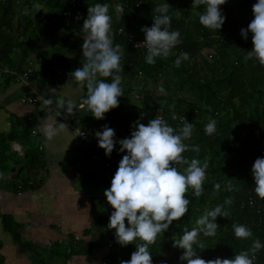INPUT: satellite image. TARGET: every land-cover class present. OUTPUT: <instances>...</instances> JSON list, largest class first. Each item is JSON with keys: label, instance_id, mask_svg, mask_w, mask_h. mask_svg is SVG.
<instances>
[{"label": "trees", "instance_id": "16d2710c", "mask_svg": "<svg viewBox=\"0 0 264 264\" xmlns=\"http://www.w3.org/2000/svg\"><path fill=\"white\" fill-rule=\"evenodd\" d=\"M84 1L87 6L80 7L70 17L63 15L69 0H7L0 3L2 63L9 67L14 65V54L29 34L36 37L33 40L35 43H40V34H46V37L50 36L56 53V61L48 67L49 73L55 74L58 61L71 65L72 60L78 64L75 62L74 69L82 67L83 38L75 26H83L89 6L108 3L114 45L124 47L121 58L124 72L120 85L123 96L118 98L119 107L106 113L103 120L95 119L86 108L84 122L90 131L89 156L92 158L97 154L112 161L115 174L122 156L127 153H121L117 143L115 147L118 151L113 150L110 156H106L104 150L98 147L96 128L107 124L115 130V139L130 138L134 130L131 125L135 121L147 124L162 108L167 113L165 121L174 129L178 130L182 124L169 118L171 111L186 117L187 122L193 124L192 136L184 143L198 145L200 150L186 151L183 156L189 161L198 159L201 164L207 162L209 165L203 194L195 197L189 188L185 197L191 201L187 214L181 220L173 221L168 230L149 245L152 264H187L179 260L183 250L173 246L174 239H180L185 230L197 228L196 221L205 209H214L229 197L233 203L224 205L229 217H217L215 222L220 227L215 236L199 235V240L207 248L198 250V255L205 260H212L215 255L231 259L235 254L248 250L254 239L258 238L264 244V200L254 192L255 181L251 172L255 160L264 157V66H260L255 59L245 61L247 52L253 48L252 34L249 32L247 40L240 35L241 29H246L254 18L252 7L257 0H227L220 6L226 17L220 30L201 25L199 16L204 14L206 6L192 8V0ZM164 2L171 6L169 31H179L181 43L172 49L175 55L167 59L156 58V63L149 65L145 62L147 50L134 48L128 36L132 34L144 40L141 28L152 26L153 19L160 15L156 7ZM117 4L124 6V15L120 20L116 19ZM120 29L124 30L123 34L118 33ZM181 53H188L189 59L182 60L180 66L175 67L174 61ZM100 79L109 83L112 81L111 77ZM160 86H163L166 95L158 92ZM84 89L86 93L81 102L87 96L86 86ZM137 92L142 94V98H136ZM141 113H144L142 119ZM210 118L217 121L214 135H206L204 131ZM39 156L36 152L31 154L30 161L36 162L34 166L39 162ZM175 167L183 172L187 165L178 164ZM229 184L233 187L232 191H228ZM216 185H219L218 190ZM99 221L108 233L115 232L107 228L109 217L100 216ZM125 223L127 225V221ZM234 223L250 228L253 236L249 239L235 238ZM135 243L142 242L137 240ZM136 250L134 243L124 247L126 259L130 260ZM254 264H264V248L257 253Z\"/></svg>", "mask_w": 264, "mask_h": 264}, {"label": "clouds", "instance_id": "9594fccd", "mask_svg": "<svg viewBox=\"0 0 264 264\" xmlns=\"http://www.w3.org/2000/svg\"><path fill=\"white\" fill-rule=\"evenodd\" d=\"M227 0H192L191 7L206 6L204 14L199 16L202 26L211 30H220L226 17L222 14L220 6ZM170 5L167 2L157 5L156 12L160 13L153 19L151 27L144 26L143 46L147 50L145 62L149 65L156 63V58L167 59L175 55L172 49L181 43L179 31H169L172 17L168 15ZM108 3H96L87 9V18L84 19L82 32V67L69 73V77L77 82L81 88L86 86L87 96L83 99L82 106L97 120H103L105 114L119 107V97L123 96L120 87L124 66L121 63L124 47L114 45L112 33V17L109 15ZM253 19L247 28H242L240 35L248 39L252 34L253 48L247 52L245 61L255 59L260 66H264V0H257L252 7ZM116 19H122L124 6H115ZM79 19V16H77ZM189 59L188 53H181L174 61V66L179 67L182 60ZM99 77V78H98ZM111 77V83L105 79ZM56 89H49L50 98L41 97L47 107L53 104L52 96ZM160 94L166 95L163 86L158 88ZM57 116L61 109L66 107L65 119L75 116L76 105L72 98L66 97L56 101ZM144 113H141V119ZM182 119V127L174 129L159 115L150 119L147 124L137 120L131 125L130 138L115 139V130L105 124L102 130L95 132L98 147L103 149L106 156H110L118 143L119 151L127 154L122 156L118 168L111 180V185L104 191L107 203L114 209L109 217L108 229L115 230L117 243L126 247L136 245L130 260H121L120 264H152V255L149 245L154 244L159 234L168 230L173 221L183 218L189 208L190 200L185 198L189 188L195 197L203 194L206 180L207 162L201 164L198 159L190 161L183 156L186 151L199 152L198 145H188L184 141L190 139L193 124ZM217 121L209 119L205 126L206 135H214ZM68 127L53 118L42 129L45 137V146L52 141L61 131ZM78 136H85L79 130ZM187 165L183 172L175 165ZM252 176L255 181L254 192L264 200V157H258L252 166ZM0 173V179H4ZM215 188L218 190L219 185ZM232 191L231 184L227 186ZM231 197L224 204L217 205L214 209H205L203 215L196 221L197 228L185 230L180 239H174L173 246L183 250L179 257L181 262L187 264H254L257 253L264 248L260 240L254 239L251 247L246 251L235 254L234 258L205 260L198 255V250L207 247L199 240L202 233L205 237L216 235L218 227L215 221L218 216L228 218L229 213L224 210V205H231ZM127 221V225L125 223ZM234 237L249 239L253 236L250 228L243 224H233ZM142 243H135V241Z\"/></svg>", "mask_w": 264, "mask_h": 264}, {"label": "crops", "instance_id": "0c3cea01", "mask_svg": "<svg viewBox=\"0 0 264 264\" xmlns=\"http://www.w3.org/2000/svg\"><path fill=\"white\" fill-rule=\"evenodd\" d=\"M24 43L11 68L25 72L33 62L30 82L0 79V173L5 177L0 179V264H102L115 248L113 233L99 221L107 210L100 189L107 184L89 156V140L82 142L65 127L45 146L42 132L49 118L67 125L79 121L86 128V106L79 108L85 89L67 74L64 82L55 83L48 70L51 54L39 43ZM49 89L57 91L50 106L22 102L31 94L50 98ZM66 97L76 105L75 116L67 119L66 107L57 116L56 104ZM33 152L40 155L35 166Z\"/></svg>", "mask_w": 264, "mask_h": 264}, {"label": "built area", "instance_id": "2783aa9c", "mask_svg": "<svg viewBox=\"0 0 264 264\" xmlns=\"http://www.w3.org/2000/svg\"><path fill=\"white\" fill-rule=\"evenodd\" d=\"M7 0H0V3L6 2ZM82 6H87L86 1L84 0H69L68 6L66 10L64 11L63 15L65 17H70L72 16L77 10L80 9ZM113 32V29H112ZM119 34H123L124 30L120 29L118 31ZM84 34H80V36L83 38ZM129 42L134 46L136 49H140L143 51H146V48L143 46V41L144 40H139L137 39L134 35H129L128 36ZM35 73V68H34V63L30 62L29 63V68L25 72L18 71L16 69H13L9 66H6L2 63L1 56H0V79L5 77V76H10L13 77L14 79L18 80L21 83L28 84L30 82L31 76ZM141 72L139 73V76H141ZM66 80V75L64 73V69H62L61 66H58L55 70V74L53 76V81L55 83H60L64 82ZM140 93V92H139ZM137 98H142V94L140 93V96H136ZM23 103H28V104H37L39 102H42L41 97L38 96L37 94H31L28 95L24 98H22ZM79 108H84L82 104L79 106ZM166 112L161 108L159 112L156 115H159L162 117L164 120L166 119ZM168 116L170 119L173 121L177 122L178 124H182V119L184 116L178 114L177 112L171 111L168 113ZM186 119V117H185ZM68 127L70 130L75 132L77 136L79 135V130L85 133V136H78V138L82 142H87L89 140V133L88 130L81 124L79 121H74L68 123ZM117 140V139H116ZM118 141V140H117ZM14 150L20 152L22 154V149L18 145H14ZM115 152L118 151V148L115 147L114 149ZM93 160L96 163V165L102 170L104 179L106 181L107 187L109 188L111 185V180L114 176V169H113V162L110 160H107L103 158L100 155H94ZM105 205L107 207L105 216L110 217L112 211V207L107 203L106 197H105ZM112 246L115 248V253L111 257H107L103 260L102 264H120L121 260H127L123 251L124 247L121 246L119 243H117L116 238H115V232L113 233L112 236V241H111ZM219 255H215L212 260L218 258Z\"/></svg>", "mask_w": 264, "mask_h": 264}, {"label": "rangeland", "instance_id": "374dc122", "mask_svg": "<svg viewBox=\"0 0 264 264\" xmlns=\"http://www.w3.org/2000/svg\"><path fill=\"white\" fill-rule=\"evenodd\" d=\"M88 3L91 4L90 1H89ZM40 9H41V8H40ZM75 27H76V30L80 32V33L78 32V34L80 35L81 32H82L81 29H82L83 26H82V25H76ZM64 29H65V28H64ZM44 35H45V36H44ZM49 35L53 36L52 34H49ZM35 38H36V37H34V36L32 37V36L29 34V35L27 36V39H26L24 45L26 44V46H31L32 41L35 40ZM38 38H39V40H41L39 44H41L42 46H44L43 49H42L43 52H49V54H51L49 59L51 60V62L54 63V62L56 61V58H55V57H56V55H55L56 53H55V51H54V48H53L52 45H51V38H50V36L46 37V34H42V35L40 34V35L38 36ZM32 45H33V44H32ZM75 62H76V61H73V62H72V60H71V65H65L66 63H64L63 61H58V62H56V65H55V66H56V68H57L58 66H61L62 69H64V73L67 74L68 77H69V73L72 72L73 70H75V69H74V67H75V65H74ZM53 63H52V64H53ZM76 65H78L77 62H76ZM54 71H55V69H54ZM70 80H71V81H74V80L71 79V78H70ZM135 95H136V96H140V93L137 92ZM136 98H137V97H136ZM106 189H108V188L106 187ZM106 189H102V188H101V189H100V192L104 193V191H105Z\"/></svg>", "mask_w": 264, "mask_h": 264}]
</instances>
